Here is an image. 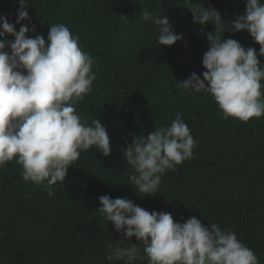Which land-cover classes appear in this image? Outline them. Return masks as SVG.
<instances>
[{
  "label": "trees",
  "instance_id": "16d2710c",
  "mask_svg": "<svg viewBox=\"0 0 264 264\" xmlns=\"http://www.w3.org/2000/svg\"><path fill=\"white\" fill-rule=\"evenodd\" d=\"M196 3L214 7L225 21L246 11L245 0H24L30 19L16 24V31L35 25L28 36L46 39L51 25L64 24L95 58L93 90L76 108L89 123L100 120L112 152H82L64 186H53L52 197L24 182L15 161L0 169V264H122L106 259L108 245L125 238L110 222L104 227L97 210L102 195L171 213L181 223L191 217L209 227L217 223L233 230L264 264V116L246 123L225 118L210 95L179 87L193 72L203 78L206 34L214 32L211 24L193 22L188 8ZM19 6V0H0V16L15 24ZM145 10L167 16L183 39L159 45L157 26L142 21ZM224 35L256 48L264 64L247 31ZM177 113L196 141L193 157L165 172L160 193L141 197L127 185L132 169L122 150L133 136L169 126ZM130 243L138 241L132 237ZM136 264H147V258Z\"/></svg>",
  "mask_w": 264,
  "mask_h": 264
},
{
  "label": "clouds",
  "instance_id": "9594fccd",
  "mask_svg": "<svg viewBox=\"0 0 264 264\" xmlns=\"http://www.w3.org/2000/svg\"><path fill=\"white\" fill-rule=\"evenodd\" d=\"M19 5L15 24L0 16V169L15 161L22 166L24 182L46 188L52 197L53 186L58 182L64 186L69 167L82 152L95 148L108 157L112 145L100 120L89 123L76 108L93 90L95 58L64 24L51 25L46 39L40 34L28 36L36 33L35 25L21 24L16 31V24L30 19L24 0ZM245 8L243 15L228 21L214 7L196 3L188 8L194 23L211 24L214 32L206 34L203 78L193 72L179 87L190 94L210 95L225 118L246 123L264 116V64L256 48L224 35L247 31L264 57V0H245ZM142 21L157 26L159 45L172 46L183 39L165 15L145 10ZM9 35L13 41L7 39ZM195 147L180 113L169 126L133 136L122 150L132 169L127 185L135 186L141 197L160 193L165 172L191 159ZM99 203L104 227L110 222L125 238L108 245L109 262L136 264L146 257L147 264H260L233 230L217 223L210 222L209 227L196 217L181 223L171 213L149 212L128 198L102 195ZM132 237L138 243H130ZM124 241L128 246H122Z\"/></svg>",
  "mask_w": 264,
  "mask_h": 264
}]
</instances>
